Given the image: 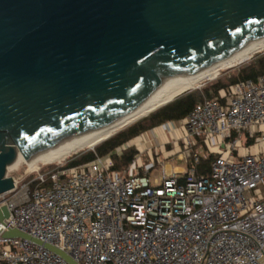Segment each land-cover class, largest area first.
<instances>
[{
    "label": "built area",
    "instance_id": "built-area-1",
    "mask_svg": "<svg viewBox=\"0 0 264 264\" xmlns=\"http://www.w3.org/2000/svg\"><path fill=\"white\" fill-rule=\"evenodd\" d=\"M159 127L170 138L143 152L131 140L83 165L59 162L30 180L13 178V189L0 195L9 213L0 224V263L68 264L30 241L3 237L18 230L77 264H264V75ZM167 146L194 165L213 155L210 174L168 173ZM130 147L139 151L128 170L111 172V156Z\"/></svg>",
    "mask_w": 264,
    "mask_h": 264
},
{
    "label": "water",
    "instance_id": "water-1",
    "mask_svg": "<svg viewBox=\"0 0 264 264\" xmlns=\"http://www.w3.org/2000/svg\"><path fill=\"white\" fill-rule=\"evenodd\" d=\"M263 37L264 0H0V195L8 174Z\"/></svg>",
    "mask_w": 264,
    "mask_h": 264
},
{
    "label": "trees",
    "instance_id": "trees-1",
    "mask_svg": "<svg viewBox=\"0 0 264 264\" xmlns=\"http://www.w3.org/2000/svg\"><path fill=\"white\" fill-rule=\"evenodd\" d=\"M264 75V54L258 55L247 66L230 73L220 76L215 82L209 84L201 91L183 94L158 109L136 120V122L122 129L121 131L109 136L104 141L94 147L93 151L80 152L72 159L64 163L63 168H73L93 161L96 157H104L111 154L116 148L137 138L139 135L157 128L165 123L180 121L184 119L194 106L205 99L217 97L220 90L227 89L240 81H255L259 76ZM197 152V147L193 148V153ZM138 151L131 148L122 152L119 156H111V172L121 174L127 171L137 156ZM214 156L206 153L200 157L197 164H193L192 159L187 160V169L194 168L196 175L208 176L210 174V165ZM49 171L54 167L50 166ZM42 172V170H41ZM32 176L28 178L30 180ZM2 264V263H0Z\"/></svg>",
    "mask_w": 264,
    "mask_h": 264
},
{
    "label": "bare ground",
    "instance_id": "bare-ground-1",
    "mask_svg": "<svg viewBox=\"0 0 264 264\" xmlns=\"http://www.w3.org/2000/svg\"><path fill=\"white\" fill-rule=\"evenodd\" d=\"M259 50H264V37L247 44L242 50L223 60L214 69L206 70L200 75L188 79L185 82H177L172 87L164 89L163 91L152 97V99L147 104L143 105L139 108V110L131 114L127 119L112 122L104 128H100L97 132L93 134H87L78 140H74L70 146H58L52 152L42 156L28 167L31 168V166L34 165L36 162H40L42 164L58 163L64 155H69L71 153L76 152L77 150H81L84 148L93 149V147L97 146L98 143L108 138L111 133L117 131L119 128L125 127L135 122L139 118L168 103L171 97L177 92H180L186 88L196 87L195 84L202 78L211 76L219 69H225L227 67L235 66L236 64L247 60L252 53L257 52ZM176 170L180 171V169ZM169 171L170 169L169 167H167V172L169 173Z\"/></svg>",
    "mask_w": 264,
    "mask_h": 264
},
{
    "label": "rangeland",
    "instance_id": "rangeland-1",
    "mask_svg": "<svg viewBox=\"0 0 264 264\" xmlns=\"http://www.w3.org/2000/svg\"><path fill=\"white\" fill-rule=\"evenodd\" d=\"M262 54H264V50H259V51H257V52H254V53H252L250 56H249V58L247 59V60H245V61H243V62H241V63H239V64H236L235 66H232V67H227V68H225V69H219V70H217L216 72H218L219 71V75L217 76V78L216 79H213L215 76H216V72L215 73H213L211 76H207V77H205V78H202L201 80H199L195 85H196V87H192V88H186V89H184V90H182V91H180V92H177L175 95H173L172 97H171V99L169 100V102L171 101V100H174V99H176L177 97H179V96H182L183 94H186V93H191V92H195V91H201L202 89H204L206 86H208L209 84H211V83H213V82H215L220 76H222V75H229L230 73H232V72H235V71H237V70H239V69H241L242 67H244V66H247L250 62H252L253 60H254V58L256 57V56H258V55H262ZM211 79H213V80H211ZM167 104V103H166ZM147 115V114H146ZM140 119V118H139ZM136 122V121H135ZM134 123V122H133ZM132 124V123H131ZM131 124H129V125H131ZM166 124V123H165ZM129 125H127V126H129ZM127 126H125V127H122V128H119L117 131H115V132H113V133H111L110 134V136L111 135H113V134H115V133H117V132H119V131H121L122 129H124V128H126ZM156 129V131L157 130H162L160 127H157V128H155ZM149 131H152V130H149ZM157 133H159V132H157ZM144 134V133H143ZM143 134H141V135H143ZM141 135H139V136H141ZM145 135L147 136L148 135V133H145ZM138 136V137H139ZM166 136H168L169 137V134H166ZM136 139V138H135ZM142 139V138H141ZM104 141V140H103ZM101 143V142H100ZM141 143H143V141H141ZM99 144V143H98ZM97 144V145H98ZM131 148H134V147H130V148H128V149H131ZM128 149H126V150H128ZM94 150V147H93V149H88V148H84V149H81V150H77L76 152H74V153H71V154H69V155H64L61 159H60V161L59 162H62L63 164L64 163H66L68 160H70V159H72L73 158V156L74 155H76V154H78V153H80V152H86V151H93ZM167 150L169 151V150H171V152H172V156H171V158H167V159H164L163 157H161V159H162V161H163V164L165 165V164H168L169 166H170V168H171V170L172 171H175L176 170V168H184V170H186L187 168H186V163H185V161H181V160H179L178 159V155H177V152L179 151V149L178 148H176V147H170V146H168L167 147ZM202 149L201 148H198L197 147V151L198 152H200ZM124 152V151H123ZM142 158H141V160L144 162L143 164H147V157H146V155L145 154H143L142 156H141ZM58 162V163H59ZM54 164H57V163H47V164H42V163H40V162H36L34 165H32L31 166V168H29V167H26V168H24V169H21V170H19L18 172H16V173H14V174H8V176L9 177H12V178H23L24 180H28V178L30 177V176H32V175H34L35 174V168H38L40 171L42 170V173H46V172H48L49 171V165H54ZM29 169V170H28ZM34 170V171H33ZM137 173H139V174H141L142 173V169H138V171H137ZM160 173H161V169H159L158 167L157 168H155L152 172H151V177L152 178H157V177H159V175H160Z\"/></svg>",
    "mask_w": 264,
    "mask_h": 264
},
{
    "label": "crops",
    "instance_id": "crops-1",
    "mask_svg": "<svg viewBox=\"0 0 264 264\" xmlns=\"http://www.w3.org/2000/svg\"><path fill=\"white\" fill-rule=\"evenodd\" d=\"M162 129V128H161ZM151 130H153V131H149V134L146 136V135H144V140H145V142L143 143V144H141L140 143V138H136V139H134V140H132V143L133 144H135L137 147H138V149L140 150V151H142L143 152V150H145V149H150V148H152L154 145H159V144H165L167 141H168V139L170 138V136L168 137V136H166V133L163 131V129L162 130H157L156 131V129L154 128V129H151ZM157 132H159V133H157ZM168 147V146H167ZM166 147V148H167ZM136 149V148H135ZM137 150V149H136ZM138 150V151H139ZM144 154V153H143ZM143 154H141V156L143 155ZM142 158V157H141ZM140 162H142V163H144L142 160H140ZM167 167H169V169H170V171L169 172H172V170H171V168H170V166L168 165V164H165L164 165V169L167 171ZM176 169H180V171H184V168H176ZM175 171H177V170H175ZM177 172H179V171H177Z\"/></svg>",
    "mask_w": 264,
    "mask_h": 264
}]
</instances>
